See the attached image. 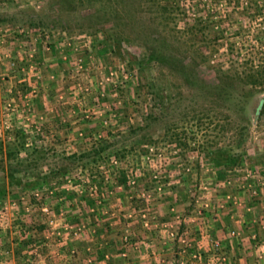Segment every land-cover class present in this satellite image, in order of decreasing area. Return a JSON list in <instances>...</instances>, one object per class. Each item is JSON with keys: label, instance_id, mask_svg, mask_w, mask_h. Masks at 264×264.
<instances>
[{"label": "rangeland", "instance_id": "rangeland-1", "mask_svg": "<svg viewBox=\"0 0 264 264\" xmlns=\"http://www.w3.org/2000/svg\"><path fill=\"white\" fill-rule=\"evenodd\" d=\"M129 1L0 0V49L8 35L23 38L28 27L38 32L35 46L42 48L41 33L51 32L67 49L59 67L62 75L49 74V62L37 58L41 64L37 60L30 68L37 70L36 78L29 76L27 67H19L9 49L0 50V141L11 140L18 130L24 150L16 157H26L22 167L10 162L16 168L10 183L7 164L0 161V264H236L242 256L253 259L250 235L245 250L238 237L245 228L241 221L256 223L264 215V118L257 122L252 114L264 90L244 99L250 117L248 155L229 167L213 166L203 144L216 142L220 151L230 153L240 147L229 142L227 130L222 138L214 129L219 114L208 123L204 113L209 103L201 93L179 90L165 69L140 65L143 42L131 21ZM153 1L152 10L156 5L166 8L148 14L157 27L169 35L178 32L186 44L191 38L192 49L200 48L205 55L196 67L204 80L214 77L215 68L229 65L264 68V0H171L168 5ZM142 10L147 12L146 7ZM143 13L139 15L145 17ZM191 23L202 29L193 38L187 31ZM199 115L205 116V124L197 127ZM151 117L155 120L143 136L131 133ZM100 144H108L103 151L107 154L92 160L87 154ZM155 172L162 184L159 193L143 188L153 184ZM129 175L133 184H127ZM247 179L257 189L254 194ZM65 197L80 200V206L66 214ZM45 204L55 218H62L53 223H65L67 239L89 235L93 244L85 238L78 254L72 247L65 259L61 253L52 254L47 241L59 243L44 232ZM220 211L239 224L230 219L221 231L214 228L215 234L207 223ZM109 221L123 223L114 241L105 238L108 225L101 230L105 235L92 225ZM230 230L237 234L231 236ZM172 231L174 238L168 235ZM33 246L40 250L30 251Z\"/></svg>", "mask_w": 264, "mask_h": 264}, {"label": "trees", "instance_id": "trees-1", "mask_svg": "<svg viewBox=\"0 0 264 264\" xmlns=\"http://www.w3.org/2000/svg\"><path fill=\"white\" fill-rule=\"evenodd\" d=\"M128 3V11L132 10L133 13L131 14V21L140 29V37L137 38H140L141 42H143V59L140 60V65L149 66L153 64L161 69H165L178 82L177 87L179 90H193L195 93H201L203 95V102L207 100L209 103V106L206 107L208 112L204 113V115H207L206 119L208 123L213 124L214 119L211 118L212 115L216 117L214 115L219 114L220 120H217V123L213 125L216 126L214 129H217L216 131L219 135H222V138L227 130L229 142L231 141L240 147V151L234 153L220 151L216 142L208 145L203 144L205 154L213 166L220 169L242 162L248 155L245 144L247 140V128L250 123V117L245 112L244 99L247 97L251 98L254 94H260L264 90V68L261 66L244 67V65H229L225 69L215 68L214 77L208 81L204 80L196 70L200 61L205 58V55L200 51L201 49L197 48V51L192 49V45H190L193 42L192 39L190 38V43L186 44L185 40H182V35L176 31L170 35L167 34L168 32L165 33L162 27L159 28L155 24V17L148 15L149 13H156V11L159 12L160 9L165 10L166 8L163 5H156L158 6L156 11L155 9L152 10L151 8L155 4L153 0L152 4L145 3L144 5L140 1L135 3V0ZM170 3L171 0H163V4L165 5ZM142 7H146V13H143ZM139 13H143L145 17L139 15ZM159 14L163 17V14L167 13ZM201 30V28H196V23L189 24L187 29L192 38V35L196 36L201 33ZM191 52L194 53L193 58L189 56ZM187 57L190 59L189 62H186ZM195 57L197 58L196 61L194 60ZM255 112H257L256 121H261L262 117L264 118V97H258L257 101L253 104L252 114ZM195 119L197 122L196 126L200 127L203 124L205 116L199 115ZM154 120L155 117L148 118L147 123L142 127L132 130L131 133L138 131L143 136L141 132H145L150 122ZM141 136L139 137L140 141L144 140L143 137L141 139ZM107 146L108 144H100L97 149L87 155L90 154L92 160L102 158L107 154L103 153ZM19 150H24V142L23 135L18 130L14 132L11 140L0 141V161L3 160L7 164V174H10L8 176L9 183L12 178L11 173L16 171V168L12 167L10 162H15V165L19 167L25 166L21 162L26 161V157L23 159L16 157ZM112 153L116 154V150H113ZM36 177L38 180L43 178ZM43 179L45 180V176ZM3 192V187H0V193L3 194ZM22 244L25 243L22 241Z\"/></svg>", "mask_w": 264, "mask_h": 264}, {"label": "crops", "instance_id": "crops-1", "mask_svg": "<svg viewBox=\"0 0 264 264\" xmlns=\"http://www.w3.org/2000/svg\"><path fill=\"white\" fill-rule=\"evenodd\" d=\"M26 29V28H25ZM24 29V30H25ZM27 31H35V28L34 27H28L27 28ZM32 36H36V33H34L33 32V34H32ZM8 39V40H7ZM29 39L27 38V37H23L22 38V36H20V37H18L17 38V36H15L14 38H10V36L8 35V37L6 38V40L4 41V43H3V45H4V49H5V47L7 48V49H9L13 54H14V57H15V60L17 59H19L20 58V56H19V52L22 50V48L23 49H25V50H27L28 48H30V47H33L34 48V52H35V55H34V58H33V63H34V61H35V63H36V61L39 59V60H47L48 62H49V65H47V71H49V74H53L54 75V73H55V75L56 76H59L60 74L62 75V72L60 71V69H59V67H60V64H61V62L65 59V51L67 50L66 49V47H65V45H63V44H60V43H58L56 40H55V43H53V44H51L50 46H49V50H44L43 49V47L41 48V46H40V44L39 43H37L36 44V46H35V41H33V42H31L30 43V40L28 41ZM29 44H31V45H29ZM3 48H1L0 50H4ZM69 53V52H68ZM41 54V55H40ZM36 55H37V57H36ZM39 55H40V58H39ZM45 55V56H44ZM38 58V59H37ZM38 60V63H40V61ZM57 62V63H59V65L58 64H56L55 65V63L54 62ZM37 63V64H38ZM41 64V63H40ZM28 73H29V76L31 75V73L32 74H35V78H36V76H37V70L36 71H32L31 69H28ZM29 76H27L28 78H27V80L28 79H30L29 78ZM52 76V75H51ZM16 77V76H15ZM31 78H33V77H31ZM34 79V78H33ZM38 80H36V82H37ZM51 83V82H50ZM31 84H29V86H30ZM52 84H50V86H51ZM55 110V114H56V108L54 109ZM51 112V111H50ZM57 115V114H56ZM112 193H114V191H112ZM115 194H117V193H115ZM79 201L80 200H78L77 199V202H73V201H71L70 199H68L67 197H65L64 198V201H63V203H62V206L64 207L63 208V210H64V212L66 213V211L68 212V211H70V210H72V209H74V208H77V207H79L80 205V203H79ZM81 202L82 203H84V201L83 200H81ZM81 203V204H82ZM260 203V202H259ZM260 205V208H262L263 207V205L260 203L259 204ZM264 208V207H263ZM256 211V214H260V212L261 211H257V209L255 210ZM255 211H254V213H255ZM264 212V211H263ZM69 213V212H68ZM67 214V213H66ZM261 216H264V215H261ZM261 216H259V218H258V221L256 222V223H252L251 224V222L250 221H241V224H239L238 222L236 223L235 222V220H233L231 217V215L230 216H228L227 214H223V211H220L219 212V216H216L215 217V219H213V220H211V221H209L208 223H207V227H208V230H211L212 231V229H213V231L215 232V234L216 233H218V231L217 230H219V231H221V228H222V226H224L226 223H229V221H230V219H232L233 221H231L232 223L234 222V223H236V224H239V225H242L243 227H245L244 228V230L242 229V233H241V235H242V237L240 236V237H238V239H241V240H243V241H241L242 243H241V248L243 249V250H245L244 248H246V239H247V237H246V235H250V234H252V233H254L256 236H257V238H259V239H261V238H263L264 239V226H262L261 225V223H262V220H260V222H259V219H260V217ZM92 223V222H91ZM249 223V224H248ZM104 224H106V225H108L109 226V230H108V235H105L106 234V232H102L101 230H102V227L104 226ZM123 223L122 222H117V221H109L108 223H104V222H100V223H97V226H96V222H94L92 225L93 226H95L96 227V229L95 230H97V231H99V232H102V234L103 235H105V238H111L112 239V241H114V237L116 236V233H117V231H119L120 229H119V227H121V225H122ZM224 224V225H223ZM250 225H252L251 227L252 228H249V226ZM237 226V225H236ZM242 226H240V229H241V227ZM238 227V226H237ZM242 227V228H243ZM214 228L216 229L217 228V230H214ZM239 230V229H238ZM96 233V232H95ZM38 234V233H37ZM145 235H146V233H145ZM148 235V234H147ZM89 236V235H88ZM81 236V237H79V238H76V237H74V238H72V237H70L69 239H67V238H65V241H64V243H63V245H58V244H54V243H50L49 241H47V243H46V245L45 246H49L48 248L51 250H49L50 252H52V254L53 253H55V254H57V253H61L62 254V256H63V259H65V257H66V255L68 254V253H70V251H71V249H72V247H73V249L75 250V253H77L78 254V250L80 251V248L82 247V246H84L82 243L83 242H85L84 240H85V238H87V240H90L91 241V237L89 236ZM95 236V235H94ZM220 236V235H219ZM221 237V236H220ZM144 238H147V236H144ZM237 240V239H236ZM90 241H88V242H90ZM248 241V240H247ZM90 244L92 245L93 243H92V241L90 242ZM30 245H31V243H30ZM98 246V245H97ZM71 247V248H70ZM92 247V246H91ZM37 248H39V247H37V246H33L32 248H31V250L30 251H35ZM46 249V247L45 248H43L42 249V251L43 250H45ZM39 250H40V248H39ZM56 250V251H55ZM69 250V251H68ZM156 251L158 250V249H155ZM241 250V249H240ZM82 251V250H81ZM85 250L83 249V251L82 252H84ZM237 251H238V249H237ZM44 252V251H43ZM74 252V251H73ZM158 252V251H157ZM239 255H237V257H238ZM244 256H246V255H244ZM248 256V255H247ZM78 256L76 255V257L75 258H77ZM141 258H143L142 256H140ZM252 257V256H251ZM250 256H248V258H251ZM78 259V258H77ZM111 259H112V257H111ZM241 259H245V257H241ZM246 260H249V259H246ZM251 262H252V264H264V258L263 259H261L259 262H256V261H254L253 259L252 260H250ZM77 262H78V260H77ZM73 263H75V260L73 261ZM72 263V264H73ZM76 264H78V263H76ZM143 264H148V261H144L143 262Z\"/></svg>", "mask_w": 264, "mask_h": 264}, {"label": "built area", "instance_id": "built-area-1", "mask_svg": "<svg viewBox=\"0 0 264 264\" xmlns=\"http://www.w3.org/2000/svg\"><path fill=\"white\" fill-rule=\"evenodd\" d=\"M21 32V31H20ZM36 33L38 34V32L35 31H27L25 30V33H24V37H27L29 40H30V43L35 41V43L37 42V35L36 36H32V34ZM53 33H41V40L43 41V49L44 50H49V46L52 44V40H53V37H55V35H52ZM28 40V41H29ZM53 43H55V40H53ZM3 44V43H2ZM1 44V45H2ZM31 45V44H29ZM67 45H69V43H67ZM34 55H35V52H34V48L33 47H30L28 48L27 50L23 49L19 52V56L20 58L16 61L19 62V67H21V69H24V68H28L30 69L32 66H35V62L33 63V58H34ZM4 56H8L7 53L5 52ZM111 164L116 165L117 164V161L115 159L111 160L110 161ZM152 177V185H148L146 187H143V188H148V187H151V188H154V190L159 193L158 191H161V183H159V174L158 172H155V173H152L151 175ZM249 178H251V176H248ZM134 177H131V175H129L127 177V184H133L134 180H133ZM247 188L249 187V190H250V193L254 194L256 192V188H252L253 186L251 185V181L250 179H247ZM95 189L96 191L99 190V188H97V186H95ZM95 191V192H96ZM145 191V189H144ZM146 194V192L144 193ZM41 211H43L46 215H47V221H46V226L47 228H45L44 232L45 234L47 235H55L57 237V243H59L58 245H63L64 241H65V238H66V231L64 232L63 230L66 228L65 227V223H61V224H54L53 223V220H58L59 222L61 221L62 218H55V216L52 214L51 210L48 208V206L45 204V205H42V208H41ZM59 216L61 217V214L59 213ZM143 218L145 217V213H142L141 215ZM179 217L176 215L175 216V222H178ZM260 220H262V223L261 225L264 226V216H261L260 219H259V222ZM62 222V221H61ZM144 224H146V221L144 222ZM57 228V229H56ZM60 229V230H58ZM78 230L79 228H77V230L75 229L73 231V235H77L78 234ZM229 234L231 236H233L234 234L236 235L237 233L234 231V230H230L229 231ZM168 235L172 238H174L176 236V232L175 231H172V232H169ZM250 239H252V247H251V254L253 256V260L256 261V262H259L261 259L264 258V239L261 238H257V236L252 233L250 234ZM181 242H185V240L181 237L180 239ZM211 245L214 247V248H217L218 247V243L217 241H212ZM72 252V250L70 251ZM4 253H7V251H4ZM1 254V252H0ZM193 257L195 256V253H192L191 254ZM218 259L223 262L224 261V256H220L218 257ZM236 264H252V262H250L249 260H246V259H241L239 260Z\"/></svg>", "mask_w": 264, "mask_h": 264}, {"label": "water", "instance_id": "water-1", "mask_svg": "<svg viewBox=\"0 0 264 264\" xmlns=\"http://www.w3.org/2000/svg\"><path fill=\"white\" fill-rule=\"evenodd\" d=\"M256 115H257V112H255V114H254V118L256 117Z\"/></svg>", "mask_w": 264, "mask_h": 264}]
</instances>
